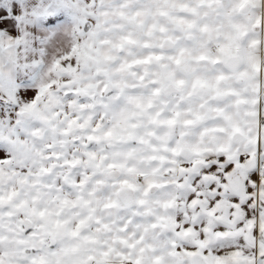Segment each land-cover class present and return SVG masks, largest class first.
I'll use <instances>...</instances> for the list:
<instances>
[{
	"label": "snow or ice",
	"instance_id": "6c2138e0",
	"mask_svg": "<svg viewBox=\"0 0 264 264\" xmlns=\"http://www.w3.org/2000/svg\"><path fill=\"white\" fill-rule=\"evenodd\" d=\"M0 264H264V0H0Z\"/></svg>",
	"mask_w": 264,
	"mask_h": 264
}]
</instances>
